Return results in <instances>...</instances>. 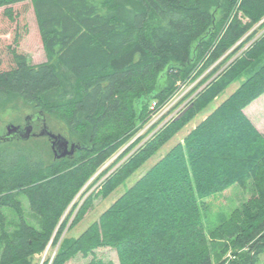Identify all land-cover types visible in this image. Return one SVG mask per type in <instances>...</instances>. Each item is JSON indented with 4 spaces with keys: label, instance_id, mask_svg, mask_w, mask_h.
I'll list each match as a JSON object with an SVG mask.
<instances>
[{
    "label": "trees",
    "instance_id": "1",
    "mask_svg": "<svg viewBox=\"0 0 264 264\" xmlns=\"http://www.w3.org/2000/svg\"><path fill=\"white\" fill-rule=\"evenodd\" d=\"M130 1L0 0L11 21L17 19L15 4L31 2L47 55L45 62L30 64L17 47H10V59L0 53V104L21 96L45 116L62 117L81 145L72 157H54L48 165L20 149L0 152V206L10 205L18 217L8 231L0 210V264H41L36 255L49 245L58 248L42 264H66L102 247L115 249L120 264H215L199 199L249 178L255 195L220 227L233 239L235 253L247 248L245 264L264 250V132L245 113L264 94V33L221 68L264 28V0ZM166 68L169 82L157 89ZM243 76L232 94L97 220L77 237L63 236L68 208L145 127L153 102L161 106L181 84L201 77L184 111L106 178L104 196ZM145 98L148 103L136 114V103ZM137 139L143 138L131 145ZM16 192L39 215V228L25 218ZM91 202L84 201L72 225L85 217Z\"/></svg>",
    "mask_w": 264,
    "mask_h": 264
},
{
    "label": "rangeland",
    "instance_id": "2",
    "mask_svg": "<svg viewBox=\"0 0 264 264\" xmlns=\"http://www.w3.org/2000/svg\"><path fill=\"white\" fill-rule=\"evenodd\" d=\"M127 1H129L127 3L131 4L130 0ZM114 2H126V0H114ZM13 8L15 9V15L17 16L16 21H11L4 13L5 8L0 7V53H2L6 59H10V47H17L19 51L27 55L30 64L45 62L47 60V55L43 47L31 2L18 3L15 4ZM222 15L223 12L220 10L218 12L217 19L219 20ZM263 33L264 28H258V32L253 40L251 39L242 50L238 51L234 55H231L230 60H228V62H226V64L221 68H225L230 62L237 58L245 50V48L252 43V41H254L255 38L261 36ZM16 37L19 39L17 40ZM221 59L216 62L214 66L218 64ZM173 67L175 69L179 68L177 65ZM245 78L246 76H243L232 82L215 100L199 112L170 141L164 144L152 157L137 168V170L129 178H127L124 183L117 186L109 195L104 196L101 193V190L104 186L106 178L122 164H126L131 155L140 149V147L157 130L155 128L147 132L145 131L146 127L141 129L128 144L122 147L112 158L105 162V164L94 176V178L98 176L94 182L90 185L89 181L79 192L78 196L74 200V206L72 204L65 214L66 218L69 217V221L64 230L63 236L65 235L66 237L74 238L80 235L92 222L97 220L105 210H107L117 199H119L127 188L134 184L139 177L145 174L174 145L179 142H183L187 134L201 120H203L206 115L211 113L220 103L232 94ZM168 82L169 75L168 68H166L159 74L156 88H163ZM192 86L193 85L190 84L185 86L181 85L180 93L189 91ZM148 101L149 98H145L136 103V114L145 108L144 105L148 103ZM38 111L39 108H37L34 104L25 102L21 96L17 95L11 96L0 104V152L6 149H20L22 151H26V153L34 157V159L43 162L44 165L54 162V155L51 150L50 142L45 137L30 136L29 139L24 140L21 137L15 136L10 140L3 139L7 133V126L9 124L12 123L15 125H21L24 128L26 125V116L35 114ZM245 113L257 126V128L264 132V94L248 105L245 108ZM45 118L47 125L53 132L62 134L70 141L79 139L69 130L66 121L62 117L47 113ZM36 130L40 132V124L36 125ZM139 136H142L143 139L140 141L137 139L135 145H131V143ZM131 146L133 147L131 148ZM127 149H129V151ZM121 153H123V156L118 157ZM104 171V175H99ZM255 193V183L252 178H249L244 184H235L223 192L217 193L205 199H199L204 230L209 241V247L215 264H221V262L224 261H229V264L231 262H236L234 264H245L242 254L247 248H239L237 250L238 253H235L236 250L233 247V239L226 236L220 226L228 220L236 209H243L249 198L255 195ZM15 198L21 202L25 218L32 225L39 228V215L30 208L27 197L21 192H16ZM88 198H91L92 202L85 217L77 224L72 225L71 222L76 212ZM0 210L5 216L6 229L8 231L14 229L18 221L15 210L8 204H2L0 206ZM57 248L58 246L54 247L49 245L43 253L36 255L35 259L39 260L42 264L49 257L53 258ZM252 256L254 258L253 264H264V250L259 254H252ZM66 264H120V261L115 249L111 247H102L90 252L87 255L78 253Z\"/></svg>",
    "mask_w": 264,
    "mask_h": 264
},
{
    "label": "water",
    "instance_id": "3",
    "mask_svg": "<svg viewBox=\"0 0 264 264\" xmlns=\"http://www.w3.org/2000/svg\"><path fill=\"white\" fill-rule=\"evenodd\" d=\"M33 115H40L43 121V126L38 134L36 136L38 137H46L49 142L52 149V152L54 154V157L56 159L64 158V157H72L76 150L81 147L79 141H71L68 140L65 136L62 134H58L53 132L49 126L47 125L46 118L43 112L38 111L35 114L26 116V125L24 128H22L21 125H15V124H9L7 126V133L3 137L5 140L13 139V135H17L18 137H21L24 140H27L30 138V136L35 135L32 134L33 131V125L31 124V119ZM22 129V131H20ZM71 144V146H70Z\"/></svg>",
    "mask_w": 264,
    "mask_h": 264
},
{
    "label": "built area",
    "instance_id": "4",
    "mask_svg": "<svg viewBox=\"0 0 264 264\" xmlns=\"http://www.w3.org/2000/svg\"><path fill=\"white\" fill-rule=\"evenodd\" d=\"M200 78L190 84L193 85L192 88L200 80ZM181 85L185 86L188 84H181ZM192 88L185 93L181 92L182 94L180 93V88H179V90L175 93V95L169 101L162 104L161 106H159L157 102H153L150 107L151 108L150 119L145 125L146 127L145 131L148 132L149 130H153L155 128L157 129L156 131H158L166 123L173 120L175 117L179 116V114H181L184 111V109L190 104V102L193 100V98L198 92L196 91L194 93H191ZM228 263L229 261L225 262L224 264H228Z\"/></svg>",
    "mask_w": 264,
    "mask_h": 264
},
{
    "label": "flooded vegetation",
    "instance_id": "5",
    "mask_svg": "<svg viewBox=\"0 0 264 264\" xmlns=\"http://www.w3.org/2000/svg\"><path fill=\"white\" fill-rule=\"evenodd\" d=\"M31 124L33 125V131H32V134H35V135H32V136H36V134L39 133V131L36 130V125L37 124H40V130L43 126V121H42V118L40 115H33L32 116V119H31ZM25 127V126H24ZM23 128V127H22ZM22 131V129L20 130ZM14 137L17 136V135H13ZM71 142V141H70ZM71 146V144H70Z\"/></svg>",
    "mask_w": 264,
    "mask_h": 264
}]
</instances>
